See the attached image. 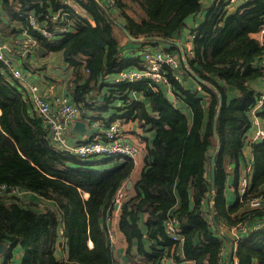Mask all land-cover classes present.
Segmentation results:
<instances>
[{
  "label": "trees",
  "instance_id": "trees-1",
  "mask_svg": "<svg viewBox=\"0 0 264 264\" xmlns=\"http://www.w3.org/2000/svg\"><path fill=\"white\" fill-rule=\"evenodd\" d=\"M111 1L71 0L75 11L64 0H0V37L12 39L25 30L45 50L59 52L74 74L67 95L87 123L97 116L102 120L113 108L112 117L124 113L152 132L135 193L119 205L118 227L127 241V256L136 255L142 264H164L165 256L173 264H225L227 243L213 224L212 209L225 232L245 224L244 235L232 238L235 250L229 264H264V208L247 204L249 197L264 194V138L249 141L247 193L241 197L238 191L251 109L264 96L253 85L264 79V34L261 42L253 36L264 23V0ZM57 10L67 13L55 22L69 21L67 30L45 37L30 26L32 15L53 29L46 14ZM116 20L134 38L169 39L194 20L193 56L186 58L187 65L181 61V81L165 68L170 92L189 115L167 98L164 84L112 82L120 70L141 64L140 56L122 54L124 46L114 34ZM167 44V51L177 48ZM32 54L38 55L37 48L18 60L21 68H28L25 59ZM184 78H194L199 88H188ZM97 87L100 92L95 93ZM134 93L144 98L135 99ZM256 115L264 124V102ZM93 157L80 158L55 146L28 90L0 60V242L9 248L3 264H9L10 248L16 245L22 250L20 264L116 262L107 217L134 164L119 155ZM231 175L236 198L227 203ZM41 200L49 203L40 207ZM169 217L176 219L180 240L166 230ZM60 235L66 238V259L55 252Z\"/></svg>",
  "mask_w": 264,
  "mask_h": 264
},
{
  "label": "built area",
  "instance_id": "built-area-1",
  "mask_svg": "<svg viewBox=\"0 0 264 264\" xmlns=\"http://www.w3.org/2000/svg\"><path fill=\"white\" fill-rule=\"evenodd\" d=\"M232 2L237 0H231ZM111 3V0H107ZM66 5L72 6L75 11L77 9L72 4L71 0H64ZM231 7V6H230ZM66 12L62 10H57L53 13H47L46 17L51 21L54 26L53 29L48 28L44 24L38 22L34 16L29 15V24L33 28L40 31V33L45 37H52L55 33L63 32L69 28L70 22L68 24L55 23L59 19L66 16ZM91 22L92 20L89 19ZM258 33L263 38L264 34V23L258 29ZM193 37L194 33L190 30L186 33V49L184 47V52L186 58L193 56ZM36 37L29 34L27 31L23 30L20 35L13 37L9 40H3L0 38V60L6 64L8 71L12 74L14 78L21 81L22 85L28 90L32 103L38 114L40 115L43 125L48 130L49 137L55 146L61 150H66L80 158L87 157L89 155H101L105 154L108 156L119 155L127 157L134 161V159L143 152L144 144L141 142H129L124 140L122 137L124 129L118 120L110 122L108 125H103L101 121L94 118L90 123L95 129L94 135L87 141L71 143L66 139L65 133L68 124L74 119L78 113V108L69 99L66 94L54 95L49 98L48 93L41 92L39 90L38 84L29 82L25 79L21 68L19 67V62L15 61L14 58L24 57L25 55L31 53L37 48ZM11 56H15L11 59ZM141 64L138 67H129L120 70L112 79L113 83L120 81H131V82H157L164 84L168 89H170L169 80L166 76L165 68L170 69L173 77L181 81V61L182 57L175 55L171 51H167L165 48L160 46L157 47H146L141 54ZM15 65H13V63ZM264 62V61H263ZM264 64V63H263ZM187 65V63L185 64ZM51 92V91H50ZM264 102V96L262 95L256 102V104L251 109V122L254 129L249 136V141L253 143L254 141L264 138V128L260 125V120L256 115L259 111L262 103ZM134 164V162H133ZM251 170V162L245 165L244 174L240 178L238 183L239 196H243L247 193L248 183H249V172ZM16 190V189H15ZM126 197V192L123 186H120L113 197V205L116 203L117 207H113V211L119 212V205L121 201ZM247 204L253 209L264 208V194H258L251 196L247 199ZM107 217V222L109 221ZM176 219L174 217H169L166 220V230L170 234L172 239H181V235L176 233L175 225ZM111 231V230H110ZM111 242L115 241L110 232ZM236 240L239 237L235 238ZM164 264H173L171 260L164 257ZM233 264H236L234 262Z\"/></svg>",
  "mask_w": 264,
  "mask_h": 264
},
{
  "label": "crops",
  "instance_id": "crops-1",
  "mask_svg": "<svg viewBox=\"0 0 264 264\" xmlns=\"http://www.w3.org/2000/svg\"><path fill=\"white\" fill-rule=\"evenodd\" d=\"M136 10L139 14H143V12L141 10H139L137 8H136ZM117 22L121 23L120 21L116 20V22H115L116 25L114 26V34H115L118 42L124 46L122 48V54H124V55H129V57H136V56H139L138 53H140V58H141V52L146 47L160 46V47L165 48V49L168 47V44L166 42H162V41L157 40V39H147L146 37H139V38L141 41H143L144 39L154 41L155 44L154 45H151L150 43H145L142 45L132 44L129 41H138V40H135V39L132 40V39L128 38L126 36V34L123 32L122 28L117 24ZM193 22H194V20H191L187 24V26H184L181 29V32L179 35H177L171 39L173 41L180 42L183 49H184V47L186 49V45H187L186 33L188 31H190L191 26H194ZM14 25H15V22L12 26H14ZM253 36L255 38H257L260 42L262 41V37L260 36V34L258 32L256 34H254ZM0 38L1 39H8V37H0ZM173 50H175V51H173ZM173 50L171 52H177V53H179V56L181 57L178 47L176 49H173ZM47 55H48V57H47ZM141 60H142V58H141ZM25 62L28 65V68H23V67L21 68L20 66L19 67L21 68V71L23 72L24 77L27 81L38 84L39 90L41 92L48 93L49 98H52V96L59 95L61 93L67 95L68 80L72 76H74V74L72 73L71 67H69L62 60L61 54L59 52H52V51L45 50L43 54L38 53V55L35 56L34 58H32L31 56L27 57L25 59ZM38 69H42L41 76H35V72H37ZM183 81H184V85H186L188 88H199V85L195 81L194 78H190V79L184 78ZM253 85L258 87L261 90V92L264 91V79L255 82ZM101 89H104V87H102ZM98 92H100V89L97 87V89L95 90V93H98ZM167 93H171L173 96V100H170V101H172L175 104L176 103L179 104L183 108V110L188 113V115L190 114L188 112V108L185 105H183L182 102H180L178 99H176V97L174 96V94L172 92L168 91ZM133 97L135 99L139 98L141 100H142V98H144L143 95L135 94V93L133 94ZM114 112H115V109L109 108L107 110V112L103 115L104 117L102 118V120L98 116H97V118L99 120H101V122L103 124H107L110 121L118 120L121 124V127L124 129V132L122 135L124 140H127L129 142H141L144 144L143 152L140 153L134 159V161H133L134 166H133V169L131 171V174H130L129 178L122 185L124 187L126 195L128 193L130 196V195H133V193H135L133 185L136 182V180H138V178L140 177L141 170H142L143 165H144V155H145V152L147 149V142H148V140L151 139L152 132L146 131V129H144V125H143L144 123L142 121H139L133 117H125L124 113H123V115H121L120 114L121 112H118V115L116 117H112V114ZM87 114H91V113L88 112ZM92 116H96V115L94 114ZM76 121H81L83 124V127H76L75 126ZM260 125L264 128V124L261 120H260ZM253 129H254V126L252 125V130L247 137V141L245 143V146L243 147V151H242L243 157H242V161L240 162V169H242L245 165H247L252 158L251 143L249 142V136L251 135ZM94 133H95V129L91 126L90 123H87L85 115L83 116V115L77 114L74 117V119L68 124L65 136L69 142L76 143V142H83V141L89 140L94 135ZM70 135H71V137H70ZM213 153L216 154V151H214ZM232 180H233V177L231 175V177L227 180V185L225 187L226 202L227 203H231L236 198L235 192L231 186ZM211 190H212L211 192H213V189H211ZM87 195H88L87 192H83V197L86 198ZM212 200H213V193H212L210 202H212ZM46 203H49V201L41 200L39 206L43 207L44 205H46ZM118 217H119L118 210L113 211L111 213V216H110L109 221H108L109 230H111L112 237L115 238V241H112V243H113L112 246H113V252H114L117 264H142L141 261L138 260L136 255L127 256L125 254V248L127 246V241L125 240L124 235L119 230ZM220 229L222 230L221 227H220ZM227 230H228L227 231L228 233L223 231V230H222V232H224L231 239L233 237H234V239L236 237H239V239H240L244 235V233L246 232L245 224H241L237 228L233 226L231 228H227ZM60 233H61V231H60ZM65 239L66 238L64 236H62V235L59 236V240L57 242V246H56V250H55L56 254L60 258H64V259L67 258V248L65 245ZM88 245H91L90 240H88ZM233 245H235L234 242H233ZM10 250L12 251V255H11V259L9 261V264H20L21 263L22 250L19 247V245H16L13 248L11 247ZM234 250H233V254H234ZM8 251H9L8 244L4 243V251L0 252V264H3V260L6 257V254ZM228 251H229V247L227 244V250L222 252L223 255L226 253V259H227ZM233 254H232L231 259L234 258ZM229 262H227L225 260V264H229Z\"/></svg>",
  "mask_w": 264,
  "mask_h": 264
},
{
  "label": "water",
  "instance_id": "water-1",
  "mask_svg": "<svg viewBox=\"0 0 264 264\" xmlns=\"http://www.w3.org/2000/svg\"><path fill=\"white\" fill-rule=\"evenodd\" d=\"M99 1V0H98ZM117 24L122 28L123 32L126 34V36L130 39H135V40H140V38H134L132 37L128 30L119 22H117ZM147 39H157V40H160L162 42H166V43H172L174 45H176L179 49V52H180V55L182 57V62L183 64H186V56H185V52L183 50V47L182 45L180 44V42H177V41H173L169 38H165V37H162V36H148L146 37ZM37 50H38V53L39 54H43L44 53V48L41 46V45H37ZM194 76L198 79V80H201L196 74H194ZM166 96L169 100H173V96L171 93H166ZM215 121L216 119H214V126H215ZM80 125V126H79ZM75 126L76 127H83V124L81 121H76L75 123ZM218 148V145L216 146V149ZM214 164H215V153H213L210 157V174H211V189H213L214 187V180H213V176H214ZM7 191L10 190V188H6ZM114 207L116 208L117 207V204L115 203L114 204ZM211 217H212V221H213V224L215 225L216 227V230L219 232V234L226 240L227 244H228V247H229V251H228V255H227V259L226 261L229 262L231 260V257H232V254H233V250H234V245H233V242H232V239L227 236L224 232H222V230L220 229L219 225L217 224L216 222V219H215V216H214V212L213 210L211 209ZM4 251V243L0 242V252H3Z\"/></svg>",
  "mask_w": 264,
  "mask_h": 264
},
{
  "label": "rangeland",
  "instance_id": "rangeland-1",
  "mask_svg": "<svg viewBox=\"0 0 264 264\" xmlns=\"http://www.w3.org/2000/svg\"><path fill=\"white\" fill-rule=\"evenodd\" d=\"M237 1H240V0H237ZM136 8V7H135ZM3 40H9V39H3ZM144 50V49H143ZM143 50H142V52H141V54L143 53ZM173 51H175V50H173ZM172 53H174L175 55H177V52H172ZM139 54V56H140V53H138ZM13 57H15V56H11V59L13 58ZM31 57L32 58H34L35 56L32 54L31 55ZM47 57H48V55H47ZM15 61H18V58H14V62ZM13 63V62H12ZM41 64V63H40ZM13 65H15L14 63H13ZM41 74H42V69H38L37 70V72H35V76H41ZM16 79V78H15ZM17 80V79H16ZM170 92V89H167V92ZM32 100V99H31ZM112 122V121H111ZM70 137H71V135H70ZM89 156H94L93 158H92V160H94L95 158H97L98 160H101L102 158H103V156H108V155H105V154H101V155H89ZM89 156H87V157H89ZM85 158V157H84ZM129 196V194L127 193V195H126V197H128ZM112 243V242H111ZM112 245H113V243H112ZM114 264H117V262H114Z\"/></svg>",
  "mask_w": 264,
  "mask_h": 264
}]
</instances>
